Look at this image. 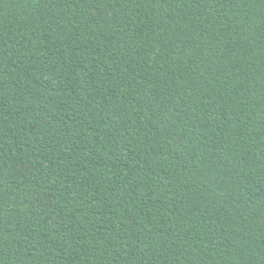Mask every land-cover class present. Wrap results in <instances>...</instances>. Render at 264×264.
Segmentation results:
<instances>
[{
    "label": "trees",
    "instance_id": "obj_1",
    "mask_svg": "<svg viewBox=\"0 0 264 264\" xmlns=\"http://www.w3.org/2000/svg\"><path fill=\"white\" fill-rule=\"evenodd\" d=\"M0 264H264V0H0Z\"/></svg>",
    "mask_w": 264,
    "mask_h": 264
}]
</instances>
